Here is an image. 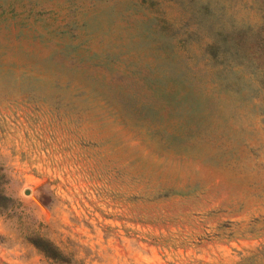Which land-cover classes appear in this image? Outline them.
I'll return each mask as SVG.
<instances>
[{
    "label": "rangeland",
    "instance_id": "1",
    "mask_svg": "<svg viewBox=\"0 0 264 264\" xmlns=\"http://www.w3.org/2000/svg\"><path fill=\"white\" fill-rule=\"evenodd\" d=\"M262 245L264 0H0V264Z\"/></svg>",
    "mask_w": 264,
    "mask_h": 264
},
{
    "label": "trees",
    "instance_id": "2",
    "mask_svg": "<svg viewBox=\"0 0 264 264\" xmlns=\"http://www.w3.org/2000/svg\"><path fill=\"white\" fill-rule=\"evenodd\" d=\"M29 242L38 249L44 257L55 261L66 262V257L60 252L55 244L43 237H33ZM235 264H264V245L249 254L240 257Z\"/></svg>",
    "mask_w": 264,
    "mask_h": 264
}]
</instances>
